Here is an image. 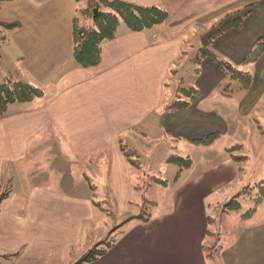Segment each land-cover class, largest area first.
<instances>
[{"label":"crops","instance_id":"obj_1","mask_svg":"<svg viewBox=\"0 0 264 264\" xmlns=\"http://www.w3.org/2000/svg\"><path fill=\"white\" fill-rule=\"evenodd\" d=\"M79 2L23 0L13 19L0 18V23H21L12 30L0 24V82H27L44 91L42 98L10 105L0 117V191L7 186L0 192L5 194L0 264H76L112 229L102 231L95 202L112 203L121 221L138 215L131 203L140 198L134 191L139 175L123 146L140 154L144 169L160 160L177 167L174 180L162 184L171 192L148 220L128 222L102 256L85 264H264V202L250 218L233 215L231 227L216 233L220 252L212 260L206 255V243L215 234L211 210L222 204L220 197L231 193L224 204L239 193L248 176L242 164L247 160L236 162L219 140L237 128L236 122L264 113V51L256 62H244L264 42V0H152L150 6L168 12L166 22L142 32L122 24L116 38L103 43L101 61L91 68L81 67L73 54ZM248 7L243 26L225 32L211 49L235 67L250 68L251 87L238 88L247 94L241 109L225 101L228 95L214 81L203 88L210 95L196 88L188 106L166 110L172 99L167 88L183 80V64L187 59L192 63L189 51L196 54L201 48L192 44L196 33L207 34ZM212 131L220 133L219 140L212 145L193 142L201 159L178 174L180 168L168 157L192 159V139ZM166 136L182 140L185 150L172 146ZM148 155L153 162L146 160ZM42 156L50 168L37 174L22 171V164Z\"/></svg>","mask_w":264,"mask_h":264},{"label":"trees","instance_id":"obj_2","mask_svg":"<svg viewBox=\"0 0 264 264\" xmlns=\"http://www.w3.org/2000/svg\"><path fill=\"white\" fill-rule=\"evenodd\" d=\"M2 1V0H0ZM81 1V0H78ZM79 14L83 19L92 20V25H81L80 17L74 19L73 35H74V58L77 63L84 68H91L97 66L101 61L102 45L106 41H111L116 38L118 28L125 24L127 28L132 32H142L144 30L150 29L156 25H161L168 19V12L159 6H142L136 5L131 2L124 0H88L87 7L79 10ZM249 11L242 16L236 18L228 15L226 19L220 23L216 29L211 32L206 40L204 41L201 48L197 51L193 62L198 67L209 58L211 61L217 63L220 70L225 72L241 85L242 90H248L253 81L254 76L250 71L239 70L232 63L224 61L218 58V56L211 50L212 44L221 35L231 29H238L243 26L245 18L248 16ZM4 28L8 30L20 27V22H2L0 23ZM264 51V42L259 41L256 46L250 51L247 57L244 59L246 64L256 62ZM200 70L197 68V71ZM175 74V71H172ZM198 90L191 87H183L182 81L177 88V96L179 97L173 103L166 105V110L177 111L189 105V100L192 98ZM185 95L187 99L182 96ZM44 96V91L42 88L33 85L31 83L22 81H4L0 82V117L8 113V108L12 104L16 103H28L32 102L37 98H42ZM220 138L219 132H213L206 135L203 138L192 139L194 143L202 145H212ZM242 146L237 144L233 147H228L227 151L229 153L234 152L236 149L241 150ZM124 155L129 161L130 165L135 168H141V158L140 154L133 148L128 146L122 147ZM232 158L236 162H243L247 160L245 155L231 154ZM168 163L177 165L180 170L178 174L181 173L183 169L189 168L193 161L190 157H184L178 154H173L168 157ZM178 177V176H177ZM155 183L167 185L168 181L162 178L151 176ZM256 187L248 185L243 188L239 193L232 197L224 206L223 211L230 212H240L242 209L241 200L247 197H251L253 201V206L245 213H243L244 218L252 217L258 207L264 202V181L256 184ZM134 191L139 193L141 202L145 205L142 206L141 211L138 215L128 217L120 225L115 227L112 232L119 230L125 226L128 222L134 219L148 220L150 214L147 213L148 205L147 203H153L146 196V186L143 190L139 188V183H135ZM5 198V194L0 196V203ZM135 202H132V204ZM98 207H102L101 202L94 203ZM110 233V234H111ZM110 235L104 237L98 241L94 246L91 247L76 264H85L96 260L98 257L102 256L117 240V237L113 240H108ZM108 240V241H107ZM221 248L218 247V252ZM13 256L5 257L7 259ZM213 254L207 256V258H212Z\"/></svg>","mask_w":264,"mask_h":264},{"label":"rangeland","instance_id":"obj_3","mask_svg":"<svg viewBox=\"0 0 264 264\" xmlns=\"http://www.w3.org/2000/svg\"><path fill=\"white\" fill-rule=\"evenodd\" d=\"M87 1L88 0H81L78 3V8L79 10L84 9L85 7H87ZM127 2H131V3H140L142 4V6H150L149 4H151L150 2L152 0H124ZM22 2L23 0H12V1H7L5 2V0L0 1V6L2 7L0 10V18H11L13 19V14H19L20 9H22ZM249 7L246 8V10L244 12H242L240 15L238 16H242V14H245L249 11ZM77 17H81V15L77 14ZM234 17V18H236ZM87 23H86V22ZM82 18L81 20V25H92L93 22L92 20H85ZM216 29V28H215ZM215 29H212L210 31H208V33H201L197 32L196 36H198V39L194 38L192 39V44L193 45H197L198 48L201 47L205 41V39L207 38V36L213 32ZM250 27L246 30L249 31ZM193 34V33H192ZM201 36V37H200ZM203 36V37H202ZM217 42V41H216ZM213 43L211 46V49L213 51H215V49H213L217 43ZM221 42H219L220 44ZM218 44V45H219ZM217 50L218 46L216 47ZM193 51H189L190 55L188 57H190V59H192V63H190L187 59V61L183 64L184 67L181 70V74L180 77L183 78V82L182 84H184V87H195L198 88L200 91H202V94L207 95L209 93V91H207L206 89L203 90V88H208L209 84L211 82L214 81H218L219 83H221V85L218 87L219 88V92L221 93H225V95H228V97L226 98V102L230 103V106H233L234 104L237 106L238 111L241 109V104L243 103V97L246 92L244 93H240L242 92L241 90H238V88L240 87V83L233 80L232 78H230V76L228 74H226L225 72H223L222 70H220L218 68L217 63L211 61L209 58H207V61H209L210 63L213 62V64H207V65H203L204 62L198 67L196 64H194L193 59L195 57V53H192ZM221 56V54H220ZM224 60V59H222ZM224 61H228V60H224ZM230 62V61H228ZM233 65H236L234 63H232ZM210 66H212L213 68H210ZM237 66V65H236ZM197 68H199L200 70L197 71ZM240 70L243 71H248L250 68L247 66H243L240 65L239 67ZM174 76V75H172ZM171 76V77H172ZM173 78V77H172ZM178 80V78L176 79ZM173 81V80H172ZM177 86L178 84L176 83H171L169 85V87L166 90V95L167 98L171 99L170 103H173L175 100H177L179 97L177 96ZM253 91L251 90L250 93H252ZM203 96V97H204ZM183 98H185V100L187 99V97L185 95L182 96ZM199 99H202V96H199ZM234 103V104H233ZM236 112L235 115L233 116L234 119H238L239 116V112ZM258 112V111H257ZM245 123L244 122H236L237 123V128H235L234 126L230 129V131L228 133H225V135H222V138L220 141V146H223V148L226 147H233L237 144H240L242 146L241 150H235L234 152L230 153L231 154H236V155H245L247 157V161L243 162L242 164H244V168H246V171L248 173V176L245 177V182L244 185H251L253 187H256L259 182H261L262 180H264V136L263 134H261V131H264V113L262 115H255V113L251 114L250 117L248 118H244ZM215 132V131H212ZM211 133V132H210ZM166 141L169 142L172 146L175 147H179L181 150H185L186 145L184 144V142L182 140H178L175 138H171L169 136H166ZM223 141V142H222ZM256 149L260 148L261 151L259 153L256 152ZM200 149H196V146L194 145L193 141H192V161H195L196 163L200 161L201 159V154H200ZM156 157V156H154ZM187 157V156H185ZM152 155H148L146 157V160L148 162H153L152 161ZM129 162V161H128ZM50 161L48 160V158H46V156H42L41 160H34V161H27L26 163L22 164L23 169L22 171L24 173H39L41 172V170H45L47 168H50ZM130 164V163H129ZM153 167L151 166H147L146 164V168H143V164L141 162V168H135L132 167L134 169L135 172L138 173V178L136 179V182L139 183V188H141V190L144 189V187L146 186V195L149 197V199H152L154 203H147L146 205H148L147 208V213L148 214H154V212H156L158 209H160L159 205L164 204L168 198H169V194L171 192V188L164 186L162 184L159 183H155L154 180H152L151 176L152 175H157L163 179H168L173 181L176 175V170L177 167L170 165L168 166V164L162 160L159 161V163H152ZM152 168V169H151ZM21 171V172H22ZM53 173V171H52ZM75 173V172H74ZM69 175V173H68ZM167 180V181H168ZM19 179L16 178L14 180V186H15V182H18ZM169 181V182H171ZM93 184H97L99 186V188L103 187V182L100 181V185L98 180L94 179V182L92 181ZM243 185V186H244ZM244 186V187H245ZM7 189V186L5 187V189H1L2 192H5ZM243 190V188H241ZM240 189V190H241ZM0 191V192H1ZM102 191V189H101ZM139 194V193H138ZM102 195V193H101ZM100 195V196H101ZM231 193H229L228 196H230ZM99 196V198H100ZM228 196L225 197H220L219 201L222 202V204H219L217 206H215L212 210H211V216H210V224L211 226V230L213 232H215V234H212V239L209 240V242L206 243V255L208 256L209 253L213 254V257L209 260L214 259V257L216 256L218 252V244H217V239H218V233L217 232H221L219 231L221 228H224V230L229 226L231 227V225L233 224V222L236 221V218L233 215H240L243 214L245 212H247L252 206H253V201L251 200V197H247L241 200L242 202V209L240 212H232V213H221V211H223V206L227 203L223 204V201L226 200L228 198ZM232 196V195H231ZM231 198V197H229ZM217 204V203H214ZM101 213L102 216H100L101 220V228L102 231H104L105 229L108 228H112L107 234L106 236L110 235L108 237V240H113L118 236V232L119 230L112 232L111 231L118 226V224L122 223L123 221H121L122 219L120 217H116L115 213H114V207L112 205V203L109 202H105V201H101ZM132 205V211L133 214H138L141 211V208L143 205H145L143 202H141V199L138 198V201L136 203H131ZM152 214V215H153ZM230 215V216H229ZM227 226V227H226ZM111 233V234H110ZM217 233V234H216ZM107 240V241H108Z\"/></svg>","mask_w":264,"mask_h":264}]
</instances>
